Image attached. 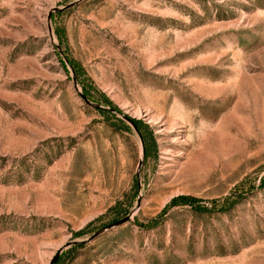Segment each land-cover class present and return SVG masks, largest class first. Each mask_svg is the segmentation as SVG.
Returning a JSON list of instances; mask_svg holds the SVG:
<instances>
[{"label":"rangeland","instance_id":"rangeland-1","mask_svg":"<svg viewBox=\"0 0 264 264\" xmlns=\"http://www.w3.org/2000/svg\"><path fill=\"white\" fill-rule=\"evenodd\" d=\"M72 1L0 0V264H264V0Z\"/></svg>","mask_w":264,"mask_h":264},{"label":"trees","instance_id":"trees-1","mask_svg":"<svg viewBox=\"0 0 264 264\" xmlns=\"http://www.w3.org/2000/svg\"><path fill=\"white\" fill-rule=\"evenodd\" d=\"M57 34H58V37L60 39H62V33L60 31H58ZM69 64L73 68V71L77 75V78L79 77V79H80V76L84 75V73H83L84 70H83L82 66L74 59H69ZM88 81L91 82L90 79H88ZM80 82L83 86L82 93L87 100L100 101L102 104L108 106L109 109H113L115 111L114 113H117V114L121 113L119 108L117 106H115L112 103V101L104 93H102L100 91H95V93L91 92V89H94V87L91 86L92 83H90L91 85H88V83H84L82 80ZM106 113H108V111H106ZM119 120L122 123L124 128L129 129V126H127V124L122 119H119ZM131 120L135 124V127H136L138 134L141 136V139L144 143V157H147L150 153L154 152L156 149V144H155L153 132H152L151 128L149 127V125L146 124L145 122H143L142 120H140V119H131ZM200 200L201 199L194 197V196H190V195H185V194L177 195V196L171 198L164 205V207L162 208V210L160 212V216L163 215L169 208L174 207V206H179V205H189V206L193 207L194 209H197L199 211H203L205 209L200 205ZM139 225L144 226V227H148V226L150 227L152 225V223H147V224L139 223ZM84 232H85V229H81L79 231H76L74 233V235L80 236ZM76 246H77V244L71 246V248H74ZM58 259L55 261V263L58 262Z\"/></svg>","mask_w":264,"mask_h":264},{"label":"water","instance_id":"water-1","mask_svg":"<svg viewBox=\"0 0 264 264\" xmlns=\"http://www.w3.org/2000/svg\"><path fill=\"white\" fill-rule=\"evenodd\" d=\"M81 1H83V0H74V1H72V2H70V3H68V4H66V5L63 6V7H54L52 10L49 11L48 16H47V19L50 20V18H51V14H52L53 11H61V10H65V9H67V8H70V7L74 6L75 4H77L78 2H81ZM50 31H51V30H50V27H49V32H50ZM65 61H67V60L65 59ZM74 82H76L75 79H74ZM82 98H83L87 103H91L89 100H87V99L85 98V96H84L83 94H82ZM96 106L99 107V108H104L103 106H101V105H99V104H97ZM105 109H109V108H105ZM109 110L112 111V112H115L113 109H109ZM119 115H120L123 119H125L127 122H129V123L133 126L134 129L136 128V127H135V124L133 123V121H132L127 115H125L124 113H119ZM138 135H139V134H138ZM139 137H140L141 144H142V156H143V142H142V139H141V136H140V135H139ZM142 160H143V159H140V160H139L138 168L141 166V164H142ZM130 218H131V214L128 213V214L125 215L124 217H122V218H120V219H117V220L113 221L112 223L106 225V227H104V228L101 229L100 231L95 232V233H94L89 239H93L94 237H96L97 235H99L104 229H109V228L116 227V226H119V225L125 223V222L128 221ZM77 242H79V241H71V242H68L67 244H65L63 247H60V248L54 253V255L52 256V258H51L49 264H54V263H55V261L59 258L61 252L63 251V249H64L65 247H68V246H70V245L76 244Z\"/></svg>","mask_w":264,"mask_h":264}]
</instances>
